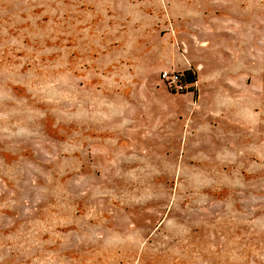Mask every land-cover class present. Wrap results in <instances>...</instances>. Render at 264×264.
Listing matches in <instances>:
<instances>
[{
  "label": "rangeland",
  "instance_id": "374dc122",
  "mask_svg": "<svg viewBox=\"0 0 264 264\" xmlns=\"http://www.w3.org/2000/svg\"><path fill=\"white\" fill-rule=\"evenodd\" d=\"M0 264H264V0H0Z\"/></svg>",
  "mask_w": 264,
  "mask_h": 264
},
{
  "label": "built area",
  "instance_id": "2783aa9c",
  "mask_svg": "<svg viewBox=\"0 0 264 264\" xmlns=\"http://www.w3.org/2000/svg\"><path fill=\"white\" fill-rule=\"evenodd\" d=\"M163 79L168 83V86L176 92H187L191 86L183 84L181 78V72H164L162 74Z\"/></svg>",
  "mask_w": 264,
  "mask_h": 264
},
{
  "label": "trees",
  "instance_id": "16d2710c",
  "mask_svg": "<svg viewBox=\"0 0 264 264\" xmlns=\"http://www.w3.org/2000/svg\"><path fill=\"white\" fill-rule=\"evenodd\" d=\"M181 75H182L181 80L183 84L191 86L190 89L187 91V93H190V92L195 93V90L193 89V87L197 83L196 73L193 70H187V71L181 72Z\"/></svg>",
  "mask_w": 264,
  "mask_h": 264
}]
</instances>
